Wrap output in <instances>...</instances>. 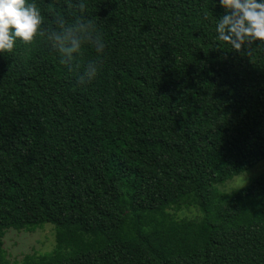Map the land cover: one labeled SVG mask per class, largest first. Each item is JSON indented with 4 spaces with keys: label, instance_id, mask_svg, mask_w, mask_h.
<instances>
[{
    "label": "trees",
    "instance_id": "obj_1",
    "mask_svg": "<svg viewBox=\"0 0 264 264\" xmlns=\"http://www.w3.org/2000/svg\"><path fill=\"white\" fill-rule=\"evenodd\" d=\"M35 2L0 56V264H264V175L217 189L264 160V44L218 40L217 0Z\"/></svg>",
    "mask_w": 264,
    "mask_h": 264
},
{
    "label": "clouds",
    "instance_id": "obj_2",
    "mask_svg": "<svg viewBox=\"0 0 264 264\" xmlns=\"http://www.w3.org/2000/svg\"><path fill=\"white\" fill-rule=\"evenodd\" d=\"M223 14L216 19V38L226 42L235 51L246 44L259 41L264 44V0H217ZM41 12L35 0H0V56L14 51L19 40L31 44L40 34ZM75 50L78 42L73 39ZM95 75L92 71L90 79Z\"/></svg>",
    "mask_w": 264,
    "mask_h": 264
},
{
    "label": "rangeland",
    "instance_id": "obj_3",
    "mask_svg": "<svg viewBox=\"0 0 264 264\" xmlns=\"http://www.w3.org/2000/svg\"><path fill=\"white\" fill-rule=\"evenodd\" d=\"M259 175H264V160L259 162L254 168L238 174L217 186V189L223 193H228L233 189L249 184ZM175 215L178 218L192 217L196 215V210L194 208L183 209L175 212ZM54 244V228L49 223L33 231L28 229L21 231L9 230L3 236L5 255L12 261H21L26 253L50 252Z\"/></svg>",
    "mask_w": 264,
    "mask_h": 264
}]
</instances>
